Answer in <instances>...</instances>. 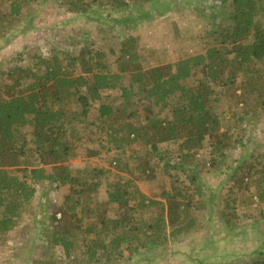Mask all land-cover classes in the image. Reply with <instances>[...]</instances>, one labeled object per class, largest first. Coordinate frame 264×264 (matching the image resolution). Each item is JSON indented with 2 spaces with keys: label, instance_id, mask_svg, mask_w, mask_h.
<instances>
[{
  "label": "trees",
  "instance_id": "1",
  "mask_svg": "<svg viewBox=\"0 0 264 264\" xmlns=\"http://www.w3.org/2000/svg\"><path fill=\"white\" fill-rule=\"evenodd\" d=\"M34 1L0 0L3 44L33 30L30 12L23 25L16 27L24 8ZM60 1L70 13L84 14L88 7L82 0ZM96 1L107 2L113 12L123 14L119 19L134 24L149 21L158 3ZM205 1L212 20H220L210 32L215 45L204 54L142 70L132 65L137 56L131 47L127 48L128 44L125 46L128 40L119 46V60H125L127 65L115 62L116 72H110L106 53L80 44L76 54L52 55L47 59L33 56L28 67L11 66L0 72V238L16 228L34 200L35 188L43 184L67 187L72 193L66 196L68 205L62 210L61 219L57 221L53 214L46 227L49 246L61 247L67 259L71 258L76 238L82 243L78 248L88 263L98 261L101 252L100 261L104 264H140L148 262L145 256L137 258L140 251L163 254L170 243L196 229L197 211L202 207L201 199L208 185L202 174L220 175L221 171L214 169V164L218 165L214 159L204 169L206 163L200 164L195 158L203 151L206 139L215 142L212 147L217 154L226 147L219 136L220 121L214 112L216 90L222 88L226 93L234 91L233 94L240 91L238 99L243 102V111L236 110L242 115L235 118L240 123L251 113L260 117V112H264V5L260 0ZM247 97L253 104L247 102ZM234 103L237 104L235 100ZM130 106L136 108L131 116L142 124L115 126L117 119L113 116L119 107ZM154 107L158 113L153 112ZM88 116L100 121L107 136L116 138L112 140L113 146L123 148L138 142L150 147L155 152L152 158L162 162L164 175L175 172L182 177L175 175L169 189L161 187L159 200L148 199L132 180L114 182L107 186L104 201L93 206L92 195L100 185L103 171L73 169L69 164L76 156L80 140L77 125ZM168 143L176 150L172 152L173 158L165 159L157 145ZM257 166L260 168L256 170ZM152 172L148 168L145 176L153 178ZM86 176L93 185L91 193L83 198L82 188L76 190L82 187L81 179ZM252 176H258L253 183L257 198L264 203V155L245 154L224 181L247 189L244 181ZM221 186H215L216 193ZM205 200L210 213L220 198L209 193ZM153 208L158 214L144 223L142 215L152 213ZM221 218L225 220L223 211ZM208 219L212 220L211 215ZM211 237L208 241L212 245ZM257 249L261 253L264 245Z\"/></svg>",
  "mask_w": 264,
  "mask_h": 264
},
{
  "label": "rangeland",
  "instance_id": "2",
  "mask_svg": "<svg viewBox=\"0 0 264 264\" xmlns=\"http://www.w3.org/2000/svg\"><path fill=\"white\" fill-rule=\"evenodd\" d=\"M82 1L88 6L84 14L68 12L60 0H36L25 7L16 28L23 25L30 12L33 15V30L25 35L19 34L8 44L0 40V72L11 66L28 67L32 65L30 59L33 56L47 59L52 55L59 57V54H76L75 49L80 44L106 53L110 72H116L115 62L126 64L125 60H119V46L128 40L130 42L125 46L128 44L127 48L131 47L137 56L132 65L142 70L171 64L187 56L204 54L215 45L210 32L214 31V25L220 19L212 20L205 0H158L157 10H152L149 15L151 19L141 24L119 19L123 14L113 12L107 2L106 5L96 0ZM260 3L264 5V0H260ZM163 10L165 13L159 14ZM262 67L264 72V65ZM127 81L125 78V85ZM233 92L226 93L218 88L217 96L214 97V112L220 121L219 136L226 147L217 154L212 147L215 142L206 139L203 151L195 158L200 164L206 163L204 169H208L214 159L218 162V165L214 164V169L221 171L220 175L202 174L208 185L201 199L202 207L197 211L196 229L185 238L170 243L163 254L158 251H140L137 258L145 256L148 260L140 264H197L194 262L197 260L203 261L202 264H259L264 261V249L257 253L259 245H264V203L257 198L256 185L253 183L258 176L245 179L244 187L246 184L247 189L243 186L235 188L232 186L234 184L224 181L226 174L235 169L237 161L245 154L252 152L254 155H264V112H260V117L251 113L248 119L240 123L235 118L241 117L242 113L236 110L243 111V102L238 99L240 91ZM111 93L116 97L115 91ZM245 99L253 104L249 97ZM117 103H121L120 100ZM135 110L131 106L119 107L113 116V119H117L115 126L127 123L141 125L140 120L135 121L131 116ZM153 112L158 113L159 110L154 107ZM84 123L77 125L80 140L76 156L69 164L73 169L103 171L100 185L92 195L93 206L104 201L107 186L114 182L132 180L148 199L159 200L160 188L169 189L175 175L182 177L175 172L169 176L164 175L162 162L152 158L155 152L150 147H144L138 142L123 148L113 146L112 140L116 138L107 136L101 130L100 121L88 116ZM119 140L120 137L117 138L118 143ZM157 146L159 154L164 155L165 159L174 157L172 152L176 147L173 144ZM148 168L153 171V178L145 176ZM259 168L255 167L256 170ZM81 180L82 187L76 191L82 188V196L86 198L92 191L93 181L87 176ZM218 184L222 185L219 194L215 191ZM35 190L34 200L16 228L0 238V264H35L38 261L44 264H104L100 261L103 257L101 252L97 256L98 261L87 262L78 248L82 244L80 239H74L75 248L70 259L65 258L61 247L49 246L46 238L49 230L46 227L52 221L53 214L57 221L61 219V212L68 205L66 196L72 193L67 187L55 188L49 184L38 186ZM209 193L220 198L210 213L205 200ZM221 211L225 213V220L221 218ZM151 212L142 215L144 223L158 214L154 208ZM208 215H211V221ZM209 236H212V245L208 241ZM188 255L192 258H188ZM107 264L118 262L110 261Z\"/></svg>",
  "mask_w": 264,
  "mask_h": 264
}]
</instances>
